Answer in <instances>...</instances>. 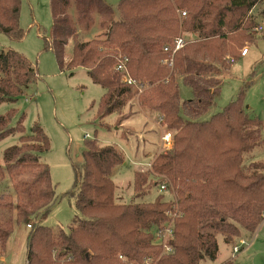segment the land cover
Returning <instances> with one entry per match:
<instances>
[{
  "label": "trees",
  "instance_id": "1",
  "mask_svg": "<svg viewBox=\"0 0 264 264\" xmlns=\"http://www.w3.org/2000/svg\"><path fill=\"white\" fill-rule=\"evenodd\" d=\"M72 1L78 18L92 8L102 15L116 14L103 0H50L53 38L45 49L55 53L61 69L85 68L105 90L98 105L100 121L110 115L122 119L139 94L141 106L173 132L170 153L159 154L151 171L136 172L133 190L143 199L152 188L165 186L163 192L173 189L175 199L170 202L160 194L148 203L118 204L112 172L124 163L123 157L95 140L86 143L81 161L72 162L74 185L68 196L75 200L78 216L70 230L44 226L57 203L51 169L42 161L50 140L39 124L31 135H25L21 124L13 127L12 110L0 115V141L21 135L17 145L4 151L0 164V175L13 181L15 194L0 202L11 215L0 221V264L16 225L23 222L31 226L27 264H125L119 256L128 264H201L217 258L218 235L231 245L241 230L255 234L264 221V171H259L264 167L255 163L245 169L243 155L264 146L262 122L247 115L242 96L209 120L202 117L219 96L223 70L232 65L226 68V53L241 59L245 45L255 41L251 33L264 10L257 15L252 11L264 7V0H121L120 18L110 23L104 38L84 43L72 24ZM21 6L22 0H0V33L12 41L25 37ZM177 10L186 13L181 24ZM187 35L197 38L187 39L173 66L166 64L164 48ZM69 44L73 56L67 63ZM120 64L136 87L127 83ZM176 75L192 89L191 100L181 102ZM39 79L23 54L0 52V105L23 98ZM172 219L174 252L162 255L152 232Z\"/></svg>",
  "mask_w": 264,
  "mask_h": 264
},
{
  "label": "rangeland",
  "instance_id": "2",
  "mask_svg": "<svg viewBox=\"0 0 264 264\" xmlns=\"http://www.w3.org/2000/svg\"><path fill=\"white\" fill-rule=\"evenodd\" d=\"M103 1L112 7L116 14L102 15L92 8L87 15L78 18L72 1L70 14L72 24L79 32L80 42L104 38L110 23L120 18L118 9L121 0ZM259 10L262 12L264 7H257L252 14L257 15ZM183 14L179 13V10L176 11L180 24L186 17ZM257 21L258 26L264 28V16L261 14L257 16ZM20 25L25 32V37L20 41H12L0 33V52L12 50L23 54L39 71L40 79L23 98L16 102L2 103L0 115L5 116L14 110L11 121L13 127L21 124L25 135H31L33 127L39 124L50 140V150L42 155V161L51 169L57 203L43 221L44 226L55 230L63 229L66 232L70 230L78 216L75 200L68 196L74 185L72 162L81 161L86 143L95 140L100 146L116 148L123 157L124 163L112 172L118 204L148 203L154 201L160 194L164 195L165 200L173 202L175 199L173 189L161 193L158 188H152L151 193L143 199H137L133 190L135 173L151 171L150 165L159 154L170 153L171 149H166L163 137L168 132L172 134L173 132L161 125L157 115L149 114L141 106L139 94L127 105L122 119L117 115H110L100 121L98 105L105 90L92 82L85 68L69 69L66 65L61 69L55 53L45 49L46 42L51 43L53 38L50 0H22ZM180 29V34L186 35L183 28ZM251 35L256 39L245 45L249 46L247 57L235 61L234 57L226 53L223 59L226 68L232 65L223 70L219 96L202 119L209 120L221 113L237 97L242 96L247 115L262 122L264 138V30L257 32L254 28ZM196 38L195 35H187L186 39ZM214 44L224 49L222 44ZM234 47L238 48L235 45ZM72 56L73 45L69 44L65 49V61L69 63ZM175 77L181 102L191 100L192 89L183 82L180 75ZM145 85V89L150 91L152 87L149 83ZM88 135L90 139H86ZM20 137V134H14L0 141L1 165L4 151L17 145ZM255 163L264 167V146L243 155L245 169L251 168ZM1 176L0 202L7 200L9 196L15 197L13 181L5 175L3 178ZM10 217L8 210L0 206V221H6ZM29 232L26 222L16 225L8 241L6 254L1 258V264H27ZM217 241L219 245L217 258L213 261L204 260L201 264H264V221L253 235L241 230L240 236L235 238L231 245L226 244L221 235L217 236ZM241 242H245L246 245L242 246ZM235 246H240L241 252L235 254L233 251Z\"/></svg>",
  "mask_w": 264,
  "mask_h": 264
},
{
  "label": "built area",
  "instance_id": "3",
  "mask_svg": "<svg viewBox=\"0 0 264 264\" xmlns=\"http://www.w3.org/2000/svg\"><path fill=\"white\" fill-rule=\"evenodd\" d=\"M183 15L185 16L186 13H184ZM255 30L257 32H262L264 30V28L262 26H258ZM187 44H188L187 39L185 37L181 36V37L176 38L172 44L166 46L164 48V51L169 54V58L165 61V63L169 64L170 66H173L174 56L179 51L184 49ZM248 53H249V48L246 47L241 51V56L246 57L248 55ZM232 61H234V59ZM118 70L121 72H124L126 74L125 80L127 81V83L129 85L136 87V82L130 77L128 70L124 64H120V66H118ZM88 138H90L89 135L86 137V139H88ZM163 141H165L166 149L172 148V145H171L172 144V134L171 133L168 132L163 137ZM150 168H151V165H150ZM165 190H166L165 186L161 187V189H160L161 192H163ZM173 224H174V219H172L165 226L154 229L152 232L153 242H154V244H156L162 248V255H170L174 252V248L172 245L173 236H174V230H173L174 225ZM30 227L31 226L28 225V228H30ZM241 245L245 246L246 243L241 242ZM241 250H242V248L240 246H235L233 249L235 254L241 252ZM119 259L122 260L123 262H125V264L129 263V262L127 263V260L123 256H119ZM146 264H156V263L151 261V260H148L146 262Z\"/></svg>",
  "mask_w": 264,
  "mask_h": 264
},
{
  "label": "crops",
  "instance_id": "4",
  "mask_svg": "<svg viewBox=\"0 0 264 264\" xmlns=\"http://www.w3.org/2000/svg\"><path fill=\"white\" fill-rule=\"evenodd\" d=\"M249 48V47H248ZM248 55H249V53H248ZM247 57V56H246Z\"/></svg>",
  "mask_w": 264,
  "mask_h": 264
}]
</instances>
